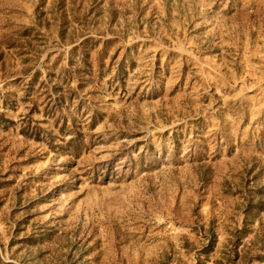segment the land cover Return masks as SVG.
Returning <instances> with one entry per match:
<instances>
[{
	"label": "rangeland",
	"instance_id": "rangeland-1",
	"mask_svg": "<svg viewBox=\"0 0 264 264\" xmlns=\"http://www.w3.org/2000/svg\"><path fill=\"white\" fill-rule=\"evenodd\" d=\"M0 264H264V0H0Z\"/></svg>",
	"mask_w": 264,
	"mask_h": 264
},
{
	"label": "trees",
	"instance_id": "trees-1",
	"mask_svg": "<svg viewBox=\"0 0 264 264\" xmlns=\"http://www.w3.org/2000/svg\"><path fill=\"white\" fill-rule=\"evenodd\" d=\"M237 257H238V254L236 253V254L234 255V257H233V258L235 259V258H237Z\"/></svg>",
	"mask_w": 264,
	"mask_h": 264
}]
</instances>
